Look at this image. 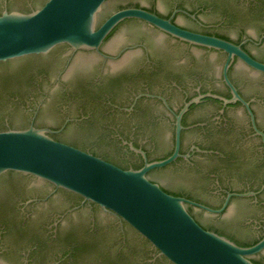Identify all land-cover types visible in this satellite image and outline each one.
Returning a JSON list of instances; mask_svg holds the SVG:
<instances>
[{"label":"water","instance_id":"water-1","mask_svg":"<svg viewBox=\"0 0 264 264\" xmlns=\"http://www.w3.org/2000/svg\"><path fill=\"white\" fill-rule=\"evenodd\" d=\"M0 264H264V0H0Z\"/></svg>","mask_w":264,"mask_h":264}]
</instances>
